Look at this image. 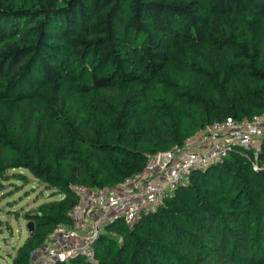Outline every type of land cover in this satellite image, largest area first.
I'll list each match as a JSON object with an SVG mask.
<instances>
[{"label": "trees", "instance_id": "trees-1", "mask_svg": "<svg viewBox=\"0 0 264 264\" xmlns=\"http://www.w3.org/2000/svg\"><path fill=\"white\" fill-rule=\"evenodd\" d=\"M263 113L264 0H0V191L24 167L62 195L27 213L10 264L71 221L73 184L115 185L209 123ZM106 229L100 264H264V140Z\"/></svg>", "mask_w": 264, "mask_h": 264}, {"label": "built area", "instance_id": "built-area-1", "mask_svg": "<svg viewBox=\"0 0 264 264\" xmlns=\"http://www.w3.org/2000/svg\"><path fill=\"white\" fill-rule=\"evenodd\" d=\"M264 140V113L253 118L228 116L199 128L182 145L150 153L145 168L115 185L73 184L78 202L69 214L71 221L59 222L45 242L33 253L31 264H57L84 256L100 264L96 239L106 225L123 218L133 226L172 197L188 181L194 169L205 170L222 161L231 147L242 145L257 153ZM258 163H255L257 169ZM111 234L118 236L116 231Z\"/></svg>", "mask_w": 264, "mask_h": 264}, {"label": "rangeland", "instance_id": "rangeland-1", "mask_svg": "<svg viewBox=\"0 0 264 264\" xmlns=\"http://www.w3.org/2000/svg\"><path fill=\"white\" fill-rule=\"evenodd\" d=\"M6 187L0 191V264H10L18 248L30 235L27 213L51 198L53 188L35 177L27 168L7 172Z\"/></svg>", "mask_w": 264, "mask_h": 264}, {"label": "water", "instance_id": "water-1", "mask_svg": "<svg viewBox=\"0 0 264 264\" xmlns=\"http://www.w3.org/2000/svg\"><path fill=\"white\" fill-rule=\"evenodd\" d=\"M28 229L30 231V234L34 232L35 229V221L33 219L29 220L28 222Z\"/></svg>", "mask_w": 264, "mask_h": 264}]
</instances>
